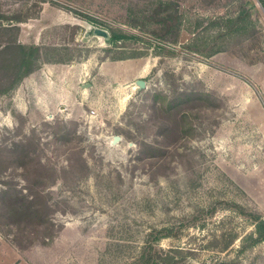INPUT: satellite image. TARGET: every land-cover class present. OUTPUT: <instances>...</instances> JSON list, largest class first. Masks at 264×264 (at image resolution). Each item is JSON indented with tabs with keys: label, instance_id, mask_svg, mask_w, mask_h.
<instances>
[{
	"label": "rangeland",
	"instance_id": "rangeland-1",
	"mask_svg": "<svg viewBox=\"0 0 264 264\" xmlns=\"http://www.w3.org/2000/svg\"><path fill=\"white\" fill-rule=\"evenodd\" d=\"M243 9L226 51L189 49ZM21 45L41 49L23 80ZM254 214L264 0H0V245L28 264H264Z\"/></svg>",
	"mask_w": 264,
	"mask_h": 264
},
{
	"label": "trees",
	"instance_id": "trees-1",
	"mask_svg": "<svg viewBox=\"0 0 264 264\" xmlns=\"http://www.w3.org/2000/svg\"><path fill=\"white\" fill-rule=\"evenodd\" d=\"M180 18H177L178 20ZM170 20L174 23H171L170 27L173 29L178 28L177 22L170 16ZM252 19L250 17L248 10H240L235 15H219L216 18L210 19L208 24V29H215L214 34L208 37L207 40L201 41V35L196 34L190 29L191 33L194 34L195 38L191 40L192 45L189 49L198 54L201 57L210 58L216 55L219 52L226 51L228 49L226 44H220L219 41L231 39L234 36L241 35L247 32L253 25ZM197 26L200 25V22H197ZM111 44L115 47L125 44V41L128 39L136 38V36H129L124 34L119 30H112L111 34ZM200 38V40H199ZM122 43V44H121ZM20 56H19V72H22L19 75V79L23 80L27 78L30 73L35 69V59L40 57L41 49L37 46H19ZM110 51V50H107ZM170 53L175 54L172 50ZM139 57L136 54L130 56L120 57L118 59L134 58ZM65 60H58V63H63ZM254 235L251 236L252 244L256 245L264 242V218L260 215L254 214Z\"/></svg>",
	"mask_w": 264,
	"mask_h": 264
},
{
	"label": "crops",
	"instance_id": "crops-1",
	"mask_svg": "<svg viewBox=\"0 0 264 264\" xmlns=\"http://www.w3.org/2000/svg\"><path fill=\"white\" fill-rule=\"evenodd\" d=\"M28 264L26 261L17 255L11 253L9 249H6L5 245H0V264Z\"/></svg>",
	"mask_w": 264,
	"mask_h": 264
},
{
	"label": "water",
	"instance_id": "water-1",
	"mask_svg": "<svg viewBox=\"0 0 264 264\" xmlns=\"http://www.w3.org/2000/svg\"><path fill=\"white\" fill-rule=\"evenodd\" d=\"M137 86H139L140 88H144L145 87V82L142 81V80H139L136 82ZM90 85H86V86H83V88H88ZM121 140L120 137H114V143H117Z\"/></svg>",
	"mask_w": 264,
	"mask_h": 264
},
{
	"label": "bare ground",
	"instance_id": "bare-ground-1",
	"mask_svg": "<svg viewBox=\"0 0 264 264\" xmlns=\"http://www.w3.org/2000/svg\"><path fill=\"white\" fill-rule=\"evenodd\" d=\"M134 85L136 86L137 84L135 83Z\"/></svg>",
	"mask_w": 264,
	"mask_h": 264
}]
</instances>
